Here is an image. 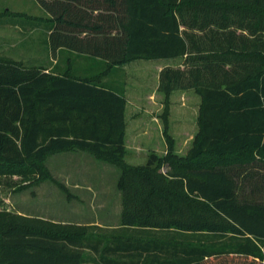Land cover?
<instances>
[{
    "label": "trees",
    "instance_id": "16d2710c",
    "mask_svg": "<svg viewBox=\"0 0 264 264\" xmlns=\"http://www.w3.org/2000/svg\"><path fill=\"white\" fill-rule=\"evenodd\" d=\"M38 1L53 51L94 63L59 72L0 56V181L47 176V154L86 150L119 168V227L0 209V264H136L158 251L160 264H264V0ZM135 58H181L158 89L200 97L187 153L124 161L126 98L103 77Z\"/></svg>",
    "mask_w": 264,
    "mask_h": 264
},
{
    "label": "rangeland",
    "instance_id": "374dc122",
    "mask_svg": "<svg viewBox=\"0 0 264 264\" xmlns=\"http://www.w3.org/2000/svg\"><path fill=\"white\" fill-rule=\"evenodd\" d=\"M49 15L38 0H0V56L59 72L69 63L77 72L87 69L94 62L85 53L64 47L53 51ZM33 23L36 28L29 27ZM180 60L135 58L103 77L124 90L125 162L144 163L151 151L163 155L169 146L180 154L191 148L198 128L199 95L193 88H177L166 97L158 89L160 69ZM42 164L47 176H1L0 209L60 223L90 224L95 234L116 231L121 209L116 164L79 149L51 152ZM159 233L193 241L200 236Z\"/></svg>",
    "mask_w": 264,
    "mask_h": 264
},
{
    "label": "crops",
    "instance_id": "0c3cea01",
    "mask_svg": "<svg viewBox=\"0 0 264 264\" xmlns=\"http://www.w3.org/2000/svg\"><path fill=\"white\" fill-rule=\"evenodd\" d=\"M32 26V28H36L37 27V24L36 23H33V24H30L29 25V27H31ZM120 199H121V197H120ZM153 233V236H155V237H158V238H166V237H163V235L162 234H160L159 233V231H156V232H152ZM158 253V255L160 254V256H156L154 259H152V257H143V256H141L139 259H138V262L136 263V264H160L161 262H162V260H163V256L161 255L163 252H157ZM145 254V252L143 253V255ZM132 258V257H131ZM131 258L130 257H128V256H125V259L127 260V261H129L130 260V263L129 262H127V261H125V263L124 264H132V262H131ZM133 259V258H132ZM134 259H136V257L134 258ZM134 261V260H133Z\"/></svg>",
    "mask_w": 264,
    "mask_h": 264
}]
</instances>
